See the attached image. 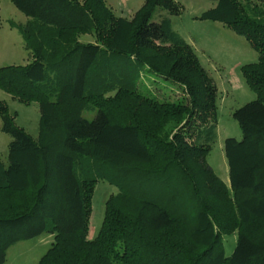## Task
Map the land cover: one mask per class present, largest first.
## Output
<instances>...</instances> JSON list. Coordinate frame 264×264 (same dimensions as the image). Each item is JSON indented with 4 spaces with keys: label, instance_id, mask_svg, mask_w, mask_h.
<instances>
[{
    "label": "trees",
    "instance_id": "trees-1",
    "mask_svg": "<svg viewBox=\"0 0 264 264\" xmlns=\"http://www.w3.org/2000/svg\"><path fill=\"white\" fill-rule=\"evenodd\" d=\"M11 1L29 18L11 25L33 60L0 67V88L38 102L40 121L33 137L0 102L2 130L12 137L7 164L0 158V264L10 246L45 232L54 241L39 264H173L178 257L264 264V0H213L199 16L222 22L259 53L242 68L256 98L233 112L243 138L224 144L230 187L207 161L218 136V86L170 16L153 20L158 8L180 15L178 2L144 0L127 18L106 0ZM83 33L97 41L80 42ZM145 70L184 96L142 93ZM113 87L134 101L124 119L99 99ZM82 110L96 114L89 119ZM100 180L119 192L90 239ZM181 195L194 204L181 209ZM234 232L226 256L222 235Z\"/></svg>",
    "mask_w": 264,
    "mask_h": 264
},
{
    "label": "rangeland",
    "instance_id": "rangeland-1",
    "mask_svg": "<svg viewBox=\"0 0 264 264\" xmlns=\"http://www.w3.org/2000/svg\"><path fill=\"white\" fill-rule=\"evenodd\" d=\"M77 1L84 3V0ZM175 1L183 7L180 15H171L167 10L158 8L153 15V20L158 21L162 15L170 16L174 30L194 47L202 65L218 86L216 114L218 136L213 143L207 161L230 187L229 165L224 144L229 137L238 140L243 138L242 129L233 117V112L256 98V93L247 83L242 68L246 64L256 62L259 53L244 36L237 34L222 22L199 18L202 12L216 5L215 1ZM106 2L117 16L132 18L134 13L143 5L144 0H106ZM258 2L260 1L255 0V3ZM28 20L29 18L19 11L11 0H0V67L26 65L33 60L31 52L25 47L24 38L18 28L11 25L12 22L26 25ZM79 41L95 42L97 39L94 34L83 33L79 35ZM141 78L138 87L142 93L155 94L160 98L171 96L173 100L184 96V91L178 84L163 80L152 72L143 71ZM99 99L110 110L115 106L118 109L115 110L116 113L122 110V119L127 117V111H130L128 108L134 104L130 93L118 89V87L109 88L100 95ZM0 102L7 104L10 113L15 116V121L19 126L23 127L33 137L38 136L40 121L38 102H22L1 88ZM82 113L89 119H92L96 114V112L85 110H82ZM11 140V135L2 130L0 117V158L6 164ZM118 192L119 189L116 186L105 180L97 182L92 196V214L89 219L88 237L90 239L95 238L100 230L108 198ZM189 197H181L179 201L181 209L183 206L188 208L194 204V201ZM236 232L222 235L226 256H230L235 249L238 239ZM53 241L54 235L49 232L31 239L21 240L7 249L4 264H39L40 259L49 250ZM180 259L182 258L178 257L177 263L173 264H184Z\"/></svg>",
    "mask_w": 264,
    "mask_h": 264
}]
</instances>
